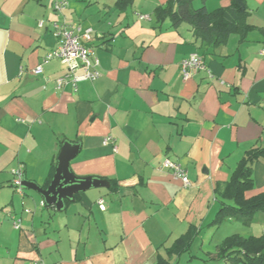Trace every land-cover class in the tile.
Returning a JSON list of instances; mask_svg holds the SVG:
<instances>
[{"label":"crops","instance_id":"crops-1","mask_svg":"<svg viewBox=\"0 0 264 264\" xmlns=\"http://www.w3.org/2000/svg\"><path fill=\"white\" fill-rule=\"evenodd\" d=\"M117 1L0 0V264H177L186 254L187 264H231L218 256L224 239L264 236L262 214L246 224L216 222L217 190L247 151L264 150V0H245L254 30L219 47L196 39L187 24L157 21L154 11L171 0H130L122 11ZM230 1L193 0V7L213 12ZM55 2L66 3L61 15ZM57 21L92 30L101 77L75 92L56 89L66 74L58 60L43 64L56 47ZM194 53L211 77L182 79L180 63ZM38 65L42 73L31 75ZM107 137L116 152L103 145ZM63 141L80 146L71 172L109 188L77 194L57 212L10 183L22 167L26 181L46 189ZM165 158L186 170L190 187L159 170ZM252 181L246 200L264 194V156ZM187 233L191 245L177 257L173 246Z\"/></svg>","mask_w":264,"mask_h":264},{"label":"trees","instance_id":"trees-1","mask_svg":"<svg viewBox=\"0 0 264 264\" xmlns=\"http://www.w3.org/2000/svg\"><path fill=\"white\" fill-rule=\"evenodd\" d=\"M129 2L130 0H118L116 8L122 11ZM248 14L245 0H231L227 8L213 12H207L204 7L195 9L193 0H171L154 11L157 21L167 19L174 27L187 24L196 39L211 47L225 44L232 34L240 36L243 41L245 35L254 30L245 22ZM263 156L264 150L247 151L229 181L223 188L217 190L221 198V207L216 222L233 218L246 224L255 215H264V194L249 200L244 197L245 192L253 189L252 166ZM67 203L65 202V205ZM193 236V233H187L176 240L173 250L177 257L187 252ZM218 256L231 264H264V236L249 238L230 236L219 246ZM159 264L168 263L161 261Z\"/></svg>","mask_w":264,"mask_h":264},{"label":"built area","instance_id":"built-area-1","mask_svg":"<svg viewBox=\"0 0 264 264\" xmlns=\"http://www.w3.org/2000/svg\"><path fill=\"white\" fill-rule=\"evenodd\" d=\"M65 6V2H55L53 4V10L55 13L61 15ZM143 18L148 19V17H140V19ZM38 27L43 28V22H39ZM50 29L56 40V47L46 54L43 59V64L52 60H58L66 69V74L63 77L54 80L56 89L62 90L65 87H70L75 92L79 83L96 82L101 77V74L99 72L100 62L94 55V48L92 46V30H82L80 26H69L65 22L58 21L52 22ZM260 55H264V49L260 52ZM20 72L22 71L20 70ZM29 72L34 76L40 75L42 73V65H38ZM195 72H204L209 77L212 76L204 65L203 59L196 53L189 55L180 63V73L183 80L189 79ZM108 144L112 146L113 152H116L113 138L107 137L104 139L103 145ZM159 170L168 172L173 180L181 183L182 187H190L186 170L177 162L165 158ZM23 179L22 167L11 173V187L20 197L24 195V189L22 187ZM97 205L101 211L105 210L102 200H99ZM41 207H44V203H41ZM13 227L15 230H19L20 221L14 220ZM38 264L43 263L39 262Z\"/></svg>","mask_w":264,"mask_h":264},{"label":"water","instance_id":"water-1","mask_svg":"<svg viewBox=\"0 0 264 264\" xmlns=\"http://www.w3.org/2000/svg\"><path fill=\"white\" fill-rule=\"evenodd\" d=\"M78 143L63 141L56 159V168L53 178L46 189L39 187L36 183L23 179L24 190H32L43 200L46 207H54L57 212L65 208V202H74L77 194L91 189L109 188V183L94 177L79 178L70 170V162L79 154Z\"/></svg>","mask_w":264,"mask_h":264},{"label":"rangeland","instance_id":"rangeland-1","mask_svg":"<svg viewBox=\"0 0 264 264\" xmlns=\"http://www.w3.org/2000/svg\"><path fill=\"white\" fill-rule=\"evenodd\" d=\"M193 252L195 253V251H193ZM195 254H198V256H201V253H199V252H197V253H195ZM202 258H203V257H202ZM188 259H189V254L182 255V256L180 257V260L178 261L177 264H187ZM173 264H175V259H174V261H173ZM192 264H201V263L198 262V261H194Z\"/></svg>","mask_w":264,"mask_h":264}]
</instances>
